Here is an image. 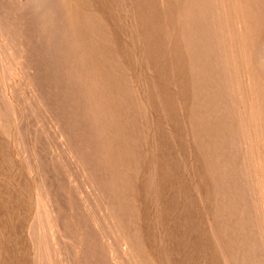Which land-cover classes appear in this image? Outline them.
I'll use <instances>...</instances> for the list:
<instances>
[{"label":"rangeland","instance_id":"rangeland-1","mask_svg":"<svg viewBox=\"0 0 264 264\" xmlns=\"http://www.w3.org/2000/svg\"><path fill=\"white\" fill-rule=\"evenodd\" d=\"M123 1L120 38L144 54L138 85L128 79L135 71L127 65L130 58L135 65L131 51L120 55L114 24L105 19L106 4L116 0H0V135L15 155L14 177L31 184L34 210L24 237L35 264H140L138 231L124 225L130 211L118 189L122 158L113 149L144 158L151 142L173 182L158 199L175 206L167 227L180 233L171 241L177 258L264 264L254 170L243 169L242 149L255 132L239 109L247 98L238 89L254 77L258 92L251 99L262 120L264 56L248 61L239 51L243 42L231 41L244 34L228 25L237 1ZM256 6L260 14L252 18L263 20L264 0ZM90 45L100 55H88ZM114 111L121 113L115 126L130 134L126 149L109 126ZM153 114L160 117L155 122ZM263 120L256 129L264 146Z\"/></svg>","mask_w":264,"mask_h":264},{"label":"bare ground","instance_id":"bare-ground-1","mask_svg":"<svg viewBox=\"0 0 264 264\" xmlns=\"http://www.w3.org/2000/svg\"><path fill=\"white\" fill-rule=\"evenodd\" d=\"M99 1H102V0H99ZM111 1H114V0H111ZM235 1H237L238 4L237 6H232L231 9H229V17L232 16V20L229 19L228 25L234 31L235 30L237 31L240 27H242L244 34L242 36H237L233 32L234 34L231 37V41L235 43L241 42V44L243 42V51L241 50L239 51L243 52L242 55H245L248 58V61H251V60L256 61L261 56L262 57L264 56V19L263 20L259 18L254 19L252 18V16L253 14H258V15L260 14V9L256 6V4L260 2L261 0H235ZM123 4H124L123 0H116L114 4L113 2H111L108 5L106 4V6L108 7L106 9H108V11H106L107 13L105 12L106 15L105 14L104 15L106 16L105 19L108 22L107 24H109L110 22L109 26L111 24H114L113 25L114 27L112 26L113 27L112 32L116 34L115 40L117 42H115V44L120 52V55L122 54L124 57L125 54L123 52H125V50L126 52H127V49L131 51V55L133 56L132 58L135 62V65L132 62H130L131 58L130 59L127 58L129 60V61L127 60L128 61L127 65L131 67V70H135V71L133 72L134 76L128 79L134 80V81L132 80L131 81L134 82L135 85H138L141 83V75L137 69L138 68L137 64H139L138 62L139 60H142L141 58L144 54L142 53L141 50L138 49V46L136 43L132 41H126V40L124 41L122 38H120L121 31H122L121 29L122 25L118 17L119 18L121 17V8L123 7ZM238 19H239V22H238ZM78 20L80 19L78 18ZM132 33L134 32H131V34ZM89 47L90 48L87 49L88 55H91V57H97V55H100L98 54V49H99L98 46H97L98 49L91 48V45ZM116 49L114 50L116 51ZM115 54H118V53H115ZM126 56H127V53L125 57ZM184 57L185 55L181 58H182V61L184 60V63H185L186 59ZM94 60H95V63L98 62L96 58ZM92 65H94V63ZM98 69L100 68L98 67ZM97 71L100 72V70H97ZM117 73L119 72L117 71ZM131 74L132 73H130V75ZM251 74H252L251 71L247 70V75L249 77L252 76ZM99 77L101 78V75L98 76V78ZM117 80H116V83H118ZM106 82H107V79H106ZM111 82L113 81H110L109 83V80H108L107 82L108 83L107 86L109 88L108 90H110L111 86L109 87V85H111ZM129 83L131 82L129 81ZM246 85L240 82V85L238 88L239 94L242 97V99L244 100L245 96L247 98L245 103L242 104L243 106L240 107L239 109L244 113V115H246L248 129H250V131L253 130L255 133H253L254 138L251 137L253 139H251L252 141L250 140L251 141L250 147L242 149L247 157V159L243 162L244 163L243 169H249L250 173L252 169L254 170L251 173L252 180H251L250 185H251L252 190H254L255 195L258 198V204L261 210L260 219L264 227V146L260 145V138L262 137L263 133L261 130H259V128L256 129L257 124L259 125L262 124L261 121L264 119V117L261 120L259 115L257 116V113L259 111V104L257 101H255L254 103L253 100L251 99V97H253L255 94L257 95V92H258V87H257L258 85L255 82L254 77L249 83V85H247V87ZM112 90H114V88L111 89V91ZM250 94L252 96H250ZM119 105L120 104H118V106ZM118 106L115 108H118ZM186 106L191 107L189 103H187ZM109 107L111 108V106ZM110 108L108 109L109 111H111ZM120 114L118 111H116L113 114V118L109 122V126L111 127V129H113L112 131H114L113 136L115 138V141L116 143L118 142L119 144L120 142L121 143L125 142L127 139V136L130 137L129 136L130 134L128 132H124L123 129H119L117 128V126H115V124L118 125L117 122L119 121L118 119H119ZM159 118H160L159 116L157 117L156 114L155 115L153 114L152 120L155 122V120L156 119L158 120ZM116 120L118 121L114 123V121ZM134 122L136 123V121ZM137 123H138V120H137ZM125 125L127 124L125 123ZM128 125L131 126L130 124ZM239 126L242 127L241 123ZM119 127H120V124H119ZM131 132L133 133V131ZM136 132L137 131H135V134ZM135 134L133 133L132 136H135ZM132 138L133 137H131V141L134 139L135 140L138 139L137 137H135L134 139ZM127 140L130 141V138ZM135 140L132 142H135ZM110 141L112 140L110 139ZM110 143L109 145H111ZM113 143H115L114 140H113ZM126 144L127 143H125L124 145L123 143V146L125 147V149L127 148ZM135 144H137V142L134 143V145ZM128 146H129V142H128ZM136 146L137 145H135V147ZM121 147L122 146L120 145L118 146L114 144V149H113L114 153L118 150L119 157L122 158L120 159L122 160L121 161L122 163L119 162L120 164H122L121 167H119L120 169H118V166L120 164L116 166L117 167L116 169L119 170L118 172L122 173V177H118V179L122 178V182H119V184L121 183L120 185L122 186H120V188L118 189L120 190L121 187L124 188L123 191L121 192L125 193L126 197L122 198L123 201L121 202V204H123L124 202L123 208L126 207L130 211L129 212L127 209V212H129L128 213L129 217L125 221L124 225L126 224L125 226L126 227L128 226L129 227L128 229H130L131 231L132 229L137 230L138 231L137 236H140L141 243L137 242L140 244V246H138L139 251H137L138 253H136L137 258H139L138 263L140 264H184L185 257L182 258V255H181V258H177V250L174 249V247L171 245V241L175 239L176 237H178L180 233L175 230L172 231L171 229L172 226L167 227L169 225V224L167 225V223L170 222L171 224L170 213L173 207L175 206L171 202V200L169 201L167 199L168 200L167 202L165 201L160 204L159 199H158V196L161 195L160 194L161 192L162 194L163 192H165L164 193L165 195L167 194L166 192H171L173 182H172V179L169 178V175L167 174V170L165 171L163 170L164 168L162 169L159 166V163L157 161L158 157H157L156 143L151 142V144H148L149 150H148L147 156L144 155V158L141 157V155L135 154L133 150L128 153V151H126L128 148L123 151ZM195 157H196L197 162L201 163L200 162L201 159L199 155L195 153ZM118 158L116 160H119ZM125 162L128 164L125 165ZM129 165L134 166L132 168L134 170L133 171L131 170L132 172H130L129 170V168H131L129 167ZM251 165H252V169H251ZM16 170H17V167H16V162H15V155L9 149L7 143L0 135V264H35L36 257L34 255V252L30 250L29 246H27L28 243L26 241L28 240L25 241V237H24L30 228L29 215L31 214L32 210H34L33 203L30 200V192H31L30 185L31 184L27 178H24L22 181L17 180L14 177ZM198 170L201 173H203V169L201 168V166L198 167ZM157 199H158V202H157ZM159 222H163L164 226H162V224Z\"/></svg>","mask_w":264,"mask_h":264}]
</instances>
